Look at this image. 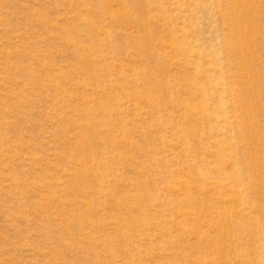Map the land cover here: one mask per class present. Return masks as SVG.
Returning a JSON list of instances; mask_svg holds the SVG:
<instances>
[{
	"label": "rangeland",
	"instance_id": "obj_1",
	"mask_svg": "<svg viewBox=\"0 0 264 264\" xmlns=\"http://www.w3.org/2000/svg\"><path fill=\"white\" fill-rule=\"evenodd\" d=\"M0 264H264V0H0Z\"/></svg>",
	"mask_w": 264,
	"mask_h": 264
}]
</instances>
